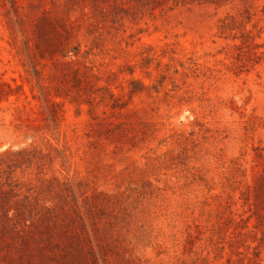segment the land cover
<instances>
[{
  "label": "rangeland",
  "instance_id": "obj_1",
  "mask_svg": "<svg viewBox=\"0 0 264 264\" xmlns=\"http://www.w3.org/2000/svg\"><path fill=\"white\" fill-rule=\"evenodd\" d=\"M0 264H264V0H0Z\"/></svg>",
  "mask_w": 264,
  "mask_h": 264
}]
</instances>
